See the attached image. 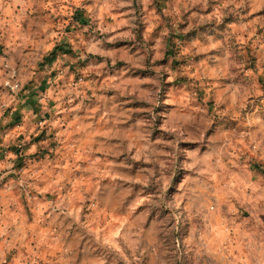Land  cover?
I'll return each mask as SVG.
<instances>
[{"label":"clouds","instance_id":"1","mask_svg":"<svg viewBox=\"0 0 264 264\" xmlns=\"http://www.w3.org/2000/svg\"><path fill=\"white\" fill-rule=\"evenodd\" d=\"M0 264H264V0H0Z\"/></svg>","mask_w":264,"mask_h":264}]
</instances>
